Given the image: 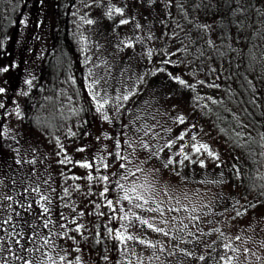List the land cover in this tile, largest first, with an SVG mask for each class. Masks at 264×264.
Listing matches in <instances>:
<instances>
[{
    "label": "rangeland",
    "instance_id": "rangeland-1",
    "mask_svg": "<svg viewBox=\"0 0 264 264\" xmlns=\"http://www.w3.org/2000/svg\"><path fill=\"white\" fill-rule=\"evenodd\" d=\"M60 1H62L64 8H68V12H70V14H66L67 24L75 20L78 26L75 25V28L73 26L67 32L73 43L71 47L72 59H70L71 61L68 60L65 62L67 65L66 75L62 69L58 71L56 79L60 81L59 84L55 82L53 68L50 73L46 70L41 73L43 64L45 67V62H48L50 52L55 47L52 45L54 38H52V26L49 25L48 17L37 13L39 15L35 18L36 12H30L29 9H26L20 19L24 20L25 23H20L16 41L8 45V48L3 47L0 50V68L6 67L9 69L7 72L0 71V87L5 89V92L0 94V102L6 105L4 109H0V131H3L5 134L7 133L3 141L2 138L4 135L0 136V264H51L48 260L49 256H53L58 261V257H56L55 252L50 246L44 245L43 240L45 238L49 239L51 243H54L57 248L64 250L62 254H65L69 261L71 260L70 241L72 239L55 237V233L62 231L71 237L79 235V233L74 231L75 224L71 223L72 220H75L81 225H87L88 234L85 236L87 239L91 237L92 225L90 226V223L94 224V220L100 217L99 213L103 212V205L105 203L104 197H100L98 193L104 186L110 188L111 184L102 185L95 180L90 182L86 177L89 172L94 177L101 174L111 175L113 171L117 173V165L113 167L109 165L108 169H104L101 162V157H103V163L109 164L108 152L111 151L113 141H115L112 138L121 140L122 148L126 154L125 156L132 153L131 159L133 163L128 165L132 170L135 169V166L141 160L146 159L148 156V151L140 147L141 141L151 145L153 150L159 151L160 147L162 148L168 141L175 140L176 142L172 148L169 150L164 149V156H169L176 149L179 151L181 144L185 146V151L191 150L192 152L191 144L194 143L191 140L192 136L197 137L195 143L207 144L209 149L217 155H220L218 152L219 146L221 148L224 142H227L226 137L215 135L212 124L209 123L206 118L207 116L200 107L205 104L210 96L206 92V87L199 83L201 80H206L213 81L219 86L227 84L224 78L226 70L222 69L218 71L215 69L216 71L213 72L209 68L210 73H207L204 69L192 70L191 68H187L185 64L178 66L181 60L177 63L173 61L175 63V66H173L174 71L169 73L187 79L191 84L195 85V88H204L203 95L199 96L198 94H194L190 96L192 99H187L184 93L183 96L175 93L173 98H170L171 93L168 91L169 94L166 99H162L158 103H153L151 107H148L144 103L143 98H141L143 90L146 87L142 85L144 82H136V85L131 87L129 78H127L133 77L132 75L135 76V73L138 72L136 68L133 69V72L129 69V64L127 63V69L117 74L115 67L110 65L114 64L116 66L122 60L127 61V57L129 63L131 61L134 63L139 61L140 58L142 59V57L144 59L149 52H153L154 41L148 38V36L152 38L149 29L155 28V32L160 34L162 26L166 30V35L169 34L168 27H165L167 20L165 22L164 20L172 13L178 0H173L170 6L168 5V0L167 2L166 0H155V3L161 5L162 8L153 9V12L150 14L152 20H147L146 22V17L144 20L143 16H138L132 20L130 26L124 25L123 29L125 30L122 31L124 39L132 37V34L134 35L135 44H132V47H126V41L121 42L119 39L112 41V34L106 30H101L97 34L93 32L92 35L90 33L86 35L82 31L83 28L86 30L88 24L76 17L81 16L84 18L83 16L87 13L88 16L94 18L95 12L93 13L94 7L92 5L99 0ZM145 1L143 0V3ZM51 2L53 0H49L48 5ZM135 2L137 3V9L139 11L143 10L141 5L139 6L141 0H131L127 4L132 6ZM163 8L164 15L160 14ZM153 20L154 22H152ZM171 20L173 23V19ZM157 22L161 23L159 27L156 24ZM209 22L207 19L206 25H209ZM136 23L141 24L142 27L136 29ZM67 28H69V25ZM74 30H76L78 38L75 36ZM230 30L235 34L242 31H237L234 27ZM182 33L184 32L182 31ZM185 33L191 39L194 38L193 35L203 39V43L206 45L204 47H211L208 48L210 51H216L219 48V35L214 33L212 28L205 30V34L203 35L200 34V30L195 28V26L191 32L187 29ZM260 37L263 38L264 35L260 34ZM90 38L96 39L97 41L89 43ZM209 40L212 41L211 45L208 43ZM262 40V44L256 48H254L256 46L254 45L252 50L255 53L261 54V60L264 61V39ZM152 52L151 56L154 57V53ZM97 57L107 62V68H104L100 72V76H104L108 80L114 79V86L102 83L96 89L100 90L102 87H105L106 94H109L107 97L111 99L109 100L110 105H106L104 113L111 115L109 117L111 122L103 119L104 113H97L92 109L95 105L88 93L87 85L93 79L96 80L94 74H98V69L93 68V65L98 60ZM145 62H148V60H145ZM152 64L153 62L150 63V66ZM84 66H86V72L83 74L82 68ZM98 67H103L101 62H98ZM91 71L93 72L92 76L89 75ZM27 79L32 80L31 87L24 83ZM114 87L118 90L117 98L120 97V99L116 98L115 102L112 93ZM179 88L181 87H173V91H177ZM137 89H140L138 95L131 96L129 101H123V94H128L129 90L135 92ZM21 92H27L28 95H19ZM217 92L220 93V91ZM55 99H58L57 110L59 111L56 115L52 113L54 116H51L49 112L53 109V101ZM147 99H150V96H147ZM117 105H122L119 115L115 112ZM17 106L20 109L19 117L15 114ZM137 106L142 109L140 112L136 109ZM78 108L82 110L78 112ZM84 109L85 112L83 114ZM6 113H11V115H6ZM179 116L184 117L185 122L183 124H180L176 120ZM260 123L261 125L264 124V113ZM122 124L127 127L122 128ZM69 130L76 133V135H69ZM145 132H148V135H145ZM181 133H186L185 139L183 141L176 140V137ZM106 136L108 139L105 138ZM98 137L99 139H97ZM57 138H59L60 144L64 148V152L60 156L56 155L60 151L56 143ZM125 139L134 142V152L132 148H128L127 145L123 144ZM261 143L262 149L260 151L264 153V140H261ZM78 148H84L85 150L79 152L77 151ZM160 154H163V152H159ZM64 155H67L74 162H83L85 160L94 162L95 167L93 169H84L75 163H58L60 159H63ZM257 157L258 174H256L258 180L255 181L257 184L255 185L256 187H253V191L258 190L261 192L260 185L264 184V181L260 179L264 176V155L259 154ZM18 159L23 162L17 164L16 161ZM198 159L205 160V165H207L204 167L205 169H209L208 166L214 161L206 153H202ZM32 160H35V163L28 162ZM142 166L145 168L157 167L161 169L157 173L158 182L156 187L158 190L165 184L177 194L183 191H188L191 194L198 190L200 195L193 196L191 203L189 201L183 202L188 207H197L198 212L207 210L202 208L201 205L209 204V202L215 200L218 194H226L231 190L228 185L223 183L219 184L208 181L204 183L193 181L185 182L180 177L174 176L169 170L164 169L157 162L156 158H153L149 163ZM97 168L100 169L99 172L96 171ZM120 172L122 174L123 170L121 169ZM73 175L79 176L81 179L72 180L69 178L65 180V177H71ZM183 175L181 173V176ZM45 180L48 181L47 184L43 183ZM122 182L127 187H131L133 182L137 184L143 183L144 176L137 173L135 177L130 176L127 181ZM75 185H80L79 191L74 190ZM37 186L41 189L40 193L31 190ZM64 187H70V196H64ZM52 189H55V191H52ZM89 191L92 194L86 195ZM41 194L50 197L51 203L41 201L39 199ZM6 197H11V199H6ZM160 198L161 196L158 195L157 199ZM164 199L166 200L167 198L165 197ZM65 203H68L69 207H64ZM42 204L50 209L48 213L43 212ZM96 204H100L101 207L97 208ZM72 206H75V211H72ZM167 206L165 204V207ZM172 206H176L174 201L172 202ZM130 207L131 205L127 203L126 209ZM138 211L132 208V212ZM61 213L68 218L67 221L61 219ZM80 213H83V215ZM127 214L131 216V212ZM140 215L143 218H150L154 214L140 213ZM168 215L169 217L175 216L177 222L181 220L184 223L189 222L185 219L188 213L183 211L168 213ZM228 215L232 216L230 213ZM204 219L206 220L207 217ZM49 220L51 223H49L47 228L44 227L45 222ZM223 220L224 217L220 219V221ZM258 221L259 224H257ZM86 222L87 224H85ZM203 223L202 221L199 227ZM60 224H65L63 230L59 229L58 226ZM250 225L256 226L258 235L255 239H264V232L260 231L261 228H264V205L252 208L241 218L237 217L235 220H230L228 225L217 223L216 227H221L225 233L223 240L218 243L220 256L223 253V243L232 242L234 246L241 244L240 241L231 239L235 235L243 234L245 239L252 235L251 231H247ZM179 226L177 223L176 227ZM213 227L215 226L211 228ZM70 229L72 230L70 231ZM50 232L53 235H50ZM148 232L149 234L141 238L147 241H153L158 246L164 243L169 250L172 249L173 241L165 240L164 237L151 231ZM173 232H175V229H173ZM186 232L187 230H185V233H177V235L183 238V242H178L180 248L183 247V243L187 238ZM214 238L210 237L209 239L211 240H207V242L210 243ZM84 240L86 241V239ZM16 241H19V243ZM247 247L251 248L257 255L264 256V249H259L252 242H249ZM148 250H151L152 253L154 251L150 248ZM207 250L205 249V253L203 254H206ZM76 251L75 256L81 258L80 264H96V257L91 258L84 252L83 254L81 252L79 254V251ZM141 251L142 248L136 252V256H139L143 260L148 254V251L144 249L142 256L139 255ZM177 254H179L178 250ZM228 254L231 255V253ZM179 259L181 258L179 257ZM169 260L171 262V257ZM189 261L188 259L186 263L181 259L180 262L181 264H196L195 262L191 263ZM144 262L148 261L144 259ZM245 264H264V261H256L255 257H249Z\"/></svg>",
    "mask_w": 264,
    "mask_h": 264
},
{
    "label": "trees",
    "instance_id": "trees-1",
    "mask_svg": "<svg viewBox=\"0 0 264 264\" xmlns=\"http://www.w3.org/2000/svg\"><path fill=\"white\" fill-rule=\"evenodd\" d=\"M48 1L49 0H0V50L3 47L8 48V45L16 41L20 19L26 9H29L30 12H36L35 18L39 15L37 13H41L40 15L48 17L49 25L52 26V38H54L52 45L55 47L50 52L51 54L48 58V62H45V67L43 64L41 73H43L44 70L50 73L53 68L55 82L59 84L60 81L56 79L58 71L62 69L65 71L66 75L67 65L65 62L72 59L71 47L73 43L67 32L68 29H72L73 26L75 28L77 21L72 20L67 24L66 14H70L68 8H64L60 0H53L50 5H48ZM129 1L131 0H99L92 5L94 7L93 13L95 12L94 18L88 16L87 13L83 16L84 18L81 16L76 17L74 14L73 16L80 19L82 22L87 19L94 21L93 24L87 25L86 30L84 28L82 29L86 35L88 33L92 35L93 32L97 34L101 32V30H106L108 33L112 34V41L119 39L121 42L126 41L127 43L135 44L133 34L132 37L124 39V35L122 34V31L125 30L123 29L124 25L117 27L118 21L121 18L118 14L114 13L112 18L105 15L108 11V7L113 6L124 9L125 15L123 18H137L138 16H143L144 20L146 17L147 22V20H152L150 14L153 12V9H159L162 8V6L146 0L143 6H141L143 10L139 11L137 9V3L135 2L132 6H129L127 4ZM240 2L246 6L245 10H238L233 14V9L237 8V0H178L172 13L169 16L167 15L168 17L164 20V22L167 20L165 27H168L169 34L166 35V30L163 29L162 26L160 34L155 32V28L149 29L152 38L150 36H148V38L154 41L152 48L153 52L151 51L154 53V57L146 54L144 59L142 57V60L139 55L140 60L134 63H132V61L129 63L127 57V61L122 60L121 63L116 66L110 64L115 67L117 74L127 69L128 64L129 69L133 72V69L136 68L138 72L135 73V76L132 75L133 77H127L129 78L131 87L136 85V82H139L138 77H146L142 84L146 87L143 90L141 98H143L144 103H146L148 107H151L153 103H158L162 99H166L169 93H171L170 98H173L175 93L181 96L185 94L187 99H192L190 96L194 94H198L199 96L203 95L204 88H185L170 79L168 75L169 72L174 71L173 66L180 60L181 62L178 66L185 64L187 68H191L192 70L204 69L207 73H210L209 68L217 69L218 71L222 69L226 70L224 78L227 84H223L219 87H209L208 85L215 83L213 81L202 80L204 81L203 85L207 89L206 92L210 97L206 100L205 104L200 107L207 116L205 117L208 119L209 123L212 124L215 135L226 137L227 144L224 142L221 148L219 146V160L212 161V164L208 166L209 169H205L204 167L201 168L198 163V157L193 155L191 150H186L185 152L191 157L193 156L192 159L197 160V163L193 164L186 162L187 167L180 168V171L182 170L181 173L184 174L182 177H185L186 181L201 183L208 181L228 185L231 190L226 194L220 193L215 197V200L212 201V210L220 213L223 212L225 208H228L232 216L235 215L234 211L231 210L232 205L235 204L237 200L240 201V205L244 206L240 207V205H237V208H239L241 212H244L245 207L250 211L252 208L264 205V196L260 194L261 192L258 190L253 191V187H256L255 185L257 184L255 181L258 180L257 155L261 154V136H264V124L261 125L260 123L264 113V61L261 60V54L255 53V51L252 50L254 45H256L254 48L259 47L263 42L262 39H264V37H260V34L264 35V0H240ZM140 5L141 3L139 2V6ZM197 5H199V7H197ZM160 14L164 15V8ZM171 19H173V23ZM207 19L210 21L208 25L209 30L212 28L213 32L219 35V48L216 51H210L208 48L211 47L209 46L205 48L204 46L206 45L203 43V39L194 35V38L191 39L187 36V33H185L187 29L191 32L195 26V28L200 30L201 35L205 34V29L197 27V25H206ZM152 22H154V20ZM156 24H158V27L161 25L159 22ZM68 25L69 28H67ZM130 25L131 23L126 26ZM177 25H179V27ZM232 27L236 28L237 31H242L235 34L230 30ZM74 31L75 36L78 38L76 30ZM182 31L184 33H182ZM81 34L84 35L83 33ZM89 40V43L97 41L91 38ZM174 45L176 46L172 49ZM167 53H175V55H167ZM97 58L98 60L95 62L96 65H93V68L98 69V74L95 72L96 74L94 75L96 76V80L100 81L99 85L104 83L105 85L109 84L114 86V79L108 80L106 78V80L104 76H100V72L104 68H107V62L99 59L100 57ZM165 59L172 61V63L164 64L163 61ZM145 60H148V62H145ZM150 61L153 62L151 66ZM173 61L175 63H173ZM98 62H101L103 67H98ZM159 68H164L165 71L158 72L157 69ZM85 72L86 66L82 68V73L84 74ZM91 73L93 72L91 71ZM151 73H155V75ZM105 80L107 83H105ZM184 80L191 84L187 79ZM249 81L251 83H249ZM178 85L181 88L177 91H173V87H179ZM100 90L105 91V87H102ZM217 91H220V93ZM112 93L115 102L118 93L116 87H114ZM108 95L109 94H106V98L111 100L107 97ZM147 96H150V99H147ZM57 101L58 99L53 101V109L49 112L51 116H54L52 113L56 115L59 111L57 110ZM213 101H216V103H213ZM75 109L77 110V108ZM92 109L95 110V107H92ZM136 109L139 110L138 112L142 110L138 106ZM81 110L82 109H79L78 112ZM84 112L85 109L83 114ZM107 115L109 117L111 116L110 114ZM237 133H241V135L237 136ZM6 136L7 133L4 134L2 141ZM169 149L170 148H166V150ZM116 151H118L116 148V141H113L111 148L113 155L109 156V165L111 167L117 165V161L114 159ZM177 151L176 149V151L169 156L176 158L174 154ZM162 152L163 154L159 155V159H156L161 165H163L169 157L164 156V151ZM202 153L205 152L202 151ZM122 154L126 155L124 150ZM217 164L220 166L217 167ZM234 165L236 166L235 169L233 168ZM116 169L117 173L115 179H119L121 169L118 166ZM237 169L239 170V175L236 174ZM121 183L123 182L121 181ZM251 191L253 192L251 193ZM121 194L122 193L111 184L107 198L115 201ZM126 205V201H121L116 207H123L126 209ZM250 205H255V207H250ZM206 211H208V209ZM102 213L104 214L94 220V224L90 223V226L92 225L91 237L87 239L85 236L88 234L87 225L82 224L83 227L79 235H75L74 239L70 241V254H72L70 255L71 264H75L76 249H79V254L80 252L81 254L84 252L88 257H96V264H104V262H108L107 264H140L137 260L136 252L141 248L142 251L144 249L148 251V254L142 260L143 264H161L159 261L149 260V257L152 256L151 250H148L149 248L134 241H128L127 245H123L114 239L115 231L125 232V229H127V233L141 238L149 234L148 231L150 230L146 228L141 230L138 223L134 227L128 228V222L118 218L125 213H113L112 210L107 208L106 203L103 205ZM222 217L223 216L220 215L208 216L206 220L220 221ZM85 224H87V222ZM121 225H124V227H121ZM216 225L217 223L208 224L204 222L200 227L207 232L212 229V226L216 227ZM109 229L113 230V234H109ZM192 231H195V229ZM186 237L183 247L181 248L192 251L195 257L205 253L203 243L197 245L194 242H188L191 238L188 237L187 234ZM210 237H215L213 240L217 241L213 246L215 251L208 249L206 254H203L205 255L204 261L177 254L171 257L170 262V257H167V253L157 254L161 255V260L164 261V264H181V259L186 263L189 259L191 263L195 262L196 264H218V261H220L218 243L223 240V237H220L219 234H213L211 236H204L202 239L207 242V240H211L209 239ZM84 239H86V241ZM85 244L86 246H84ZM142 251L139 254L141 256L143 255ZM104 256H107L108 259L105 260L103 258ZM179 257L181 259H179ZM144 259L148 262H144Z\"/></svg>",
    "mask_w": 264,
    "mask_h": 264
},
{
    "label": "snow or ice",
    "instance_id": "snow-or-ice-1",
    "mask_svg": "<svg viewBox=\"0 0 264 264\" xmlns=\"http://www.w3.org/2000/svg\"><path fill=\"white\" fill-rule=\"evenodd\" d=\"M151 3H155V0H149ZM173 3V0H168V5L170 6ZM87 6V5H86ZM141 6H143V0H141ZM199 7V5H197ZM245 5H243L240 0H237V8L233 9V14H235V11H243L245 10ZM118 14L121 18L118 21L117 27L127 25L132 22L135 17L132 18H123L125 13L124 9L120 7H113L109 6L108 11L105 13L109 18H112L113 14ZM87 24H93L94 21L91 19H87L84 21ZM21 24H24V20H20ZM179 27V25H177ZM142 27L141 24L136 23L135 28L140 29ZM197 27L203 28L205 30L208 29V25H197ZM139 39V38H138ZM208 43L211 45L212 41H208ZM126 47H132L131 43H126ZM214 46V45H213ZM179 51V49H178ZM149 56H151V52L148 53ZM167 55H175V53H167ZM87 62V61H86ZM164 64H170L172 61L165 59L163 61ZM8 68H0V71L7 72ZM158 72H164V68L157 69ZM210 71H216L215 69H210ZM152 75H155V73H151ZM89 75L91 76L92 73L90 72ZM170 79L174 81L175 83L185 87V88H191L195 89L194 84H189L184 79H182L180 76H175L172 73L168 74ZM146 77H138V80L140 83H143ZM26 85L29 87L32 86V80L27 79L24 81ZM107 83V81H105ZM200 84H204V81H199ZM249 83H251L249 81ZM100 84L99 80L93 79L90 84L87 85L88 93L91 97V100L93 101L95 105V111L97 113H104V109L106 105L109 104V100L106 97V91L104 90H96L97 86ZM209 87H219V85L216 84H210ZM103 91V94H102ZM140 89H137L135 92H132L129 90L128 94H123L122 99L123 101H129L131 96L138 95ZM5 89L0 87V94L4 93ZM19 95L27 96V92H21ZM117 99H120L118 97ZM199 99V97H197ZM213 103H216V101H213ZM6 105L2 102H0V109H4ZM122 105H117L115 107V112L117 115L120 114ZM15 114L17 117L20 116V109L19 106L15 109ZM6 115H11V113H6ZM103 119L105 121L111 122L109 116L104 113ZM176 120L183 124L184 117L179 116L176 118ZM121 127H127L126 125H121ZM5 133L3 131H0V136L4 135ZM69 135L75 136L76 133L69 130ZM145 135H148V132H145ZM186 133H181L178 137H176V140L183 141L185 139ZM241 133H237V136H240ZM108 139V137H105ZM99 139V137L97 138ZM115 139L116 141V148L118 151L115 153L114 159L117 161V166L123 170L122 174L120 175L119 179H115L116 173L113 171L111 175L107 174H101L99 176H93L91 172L88 173L86 179L88 181L95 180L97 183H101L102 185H109L113 184L119 191L122 193L118 198L114 201L112 199H108L107 195L110 192V188L107 186L102 187V190L98 193L100 197H104L105 203L108 209L112 210L113 213L117 212H124L125 214L122 216H119L118 218L123 221H127V227L131 228L134 227L137 223L141 227V230L147 229L150 230L152 233L158 234L159 236H162L165 238V240H171L173 241L172 249L169 250L167 246L164 243L159 244V246L156 243H153L152 241H146L143 238H140L138 236L132 235L130 233H127V229H125V232L121 231H115L114 233V239L119 241L120 244L127 245L128 241H134L146 248L153 249L152 256L149 257V260H155V261H161V264H164V261L161 260V255H158L157 253L164 254L167 253V257H174L177 255V250L180 255L184 257L194 258L198 259L199 261L205 260V255H199L198 257L194 256V253L192 251L186 250L185 248H180L178 242H183V238L180 235H177V233H185V230H187L186 234L188 237H190V241L188 242H194L195 244H204L205 249H212L215 251V248L213 247L216 244V240H212L210 243L204 241L202 238L204 236H211L213 234H219L220 237L225 236V233L222 231L221 227H213L210 231H205L203 228L199 227V224L203 221L208 224H214V223H223L224 225H228L230 220H235L237 217H241L245 215L248 211V208H244V212H241L239 208H237V205H240V201L237 200L235 204L232 205V211H234L235 215L229 216V209L225 208L223 212L217 213L212 210V202H209V204H203L201 205L202 208L208 209V211H201L198 212L197 207L192 206L188 207L183 202L189 201L191 203L193 196H199L200 193L197 190L195 193H189L188 191H183L179 194H177L173 189L169 188L168 185H163L161 189H157L156 184L158 182L157 173L161 171L160 168L152 167V168H145L142 165H145L149 163L153 158L159 159V152L164 151L165 148H172L173 144H175V140L168 141L162 148L159 149V151L153 150L152 146L149 145L146 142L141 141L140 147L144 150L148 151V156L146 159H143L140 161L139 164L135 166V169L132 170L128 167L129 164L133 163L131 156L132 153H129L128 156H125L122 154L123 148L121 145V140ZM261 139L264 140V136H261ZM191 140L194 141V143L191 144V149L193 155L199 157V155L203 152L207 154L208 157L212 158L213 160L218 161L219 156L211 151L207 144L205 143H195L197 140L196 136H192ZM57 146L60 149L56 153L57 156H60L61 153L64 152L63 146L60 144L59 138H57ZM124 145H127L128 148H132L133 152L135 151L134 148V142L125 139L123 141ZM185 146L183 144L180 145L179 151H177L174 155L177 158H174L173 156H169L167 160L163 163L162 167L164 169L169 170L174 176L180 177L182 180L186 182V178L181 176L180 168L187 167V163H197V160H193L192 157L185 152ZM84 148H78L77 151L83 152ZM109 156H112L113 153L111 151L108 152ZM261 155H264V153H261ZM23 161L18 159L16 161L17 164L22 163ZM29 163H35V160L28 161ZM101 162L103 164L104 169L109 168L108 163H103V157H101ZM60 164H73L75 163L81 168L84 169H93L95 167L94 162H88L87 160L81 162V161H72L71 158H69L67 155H64L63 159H60L58 161ZM199 166L201 168L205 167V160L204 159H198ZM220 165L217 164V167ZM235 165L233 168L235 169ZM96 171H100V169H96ZM137 173H140L144 176V182L137 184L135 182L132 183L131 187H127L124 183H121V181H127L130 176L135 177ZM236 174L239 175V170H236ZM72 180H79L81 177L79 176H71V177H65V180L67 179ZM262 181H264V176L260 178ZM44 184H47L48 181H43ZM261 187V195L264 196V184L260 185ZM32 191L36 193H40L41 189L39 186L31 189ZM75 191L80 190V185L74 186ZM52 191H55V189H52ZM63 194L64 196H70V187H64L63 188ZM92 193L89 191L86 193V195H91ZM160 195L161 198L157 199V196ZM167 198L166 200L164 198ZM6 199H11V197H6ZM39 199L41 201H45V203H51V198L45 195H40ZM121 201H126L128 205H131L130 208H123L119 207L117 208L116 205H119ZM175 202L176 206H172V202ZM165 204L168 206L165 207ZM43 208L44 213H48L50 209L48 207H45L43 204L41 205ZM64 207H69L68 203L64 204ZM97 208H100V204H96ZM240 207H244L243 205H240ZM250 207H255V205H250ZM132 208H135L139 210L138 212H132ZM72 211H75V206H72ZM183 211L185 213H188V215L185 217L189 222L184 223L183 220L177 222L175 216L169 217L168 213H175ZM131 212V216H129L127 213ZM140 213H150L154 214L150 218H143ZM83 215V213H80ZM104 213H99V215H103ZM61 219H64L67 221V217L64 216L63 213L60 214ZM223 216V221H213V220H205V217L208 216ZM49 223L51 221H46L44 224V227H48ZM72 224H75L74 231L79 233L81 231V228L83 227L81 224L77 223L75 220L71 221ZM179 224V227H176V224ZM259 224V221L257 222ZM59 229L63 230L65 228V224H60ZM121 227H124V225H121ZM195 229V231H192V229ZM173 229H175V232H173ZM72 229H70L71 231ZM109 234H113V230L109 229ZM247 231H251L252 235L248 236L247 239L244 238L243 234H238L232 237L231 239L234 241H240L241 244L234 246L232 242H225L222 245L223 253L220 256L219 264H245L246 261H248L249 257H255L256 261H264V256L257 255L256 252H254L251 248L247 247V244L249 242H252L255 244L259 249H264V239L256 240L255 237L258 235L256 231V226L250 225L249 229ZM261 232H264V228L260 229ZM50 235H53V233L50 232ZM55 237H65L67 239H74V237L67 236L65 232H57L55 233ZM227 239V237H226ZM19 243V241H16ZM44 245L50 246V248L55 252L56 257H58L59 264H71V261L67 259V256L65 254H62L64 250H61L55 246L54 243H51L49 239L45 238L43 240ZM127 250V248H126ZM79 251V249H77ZM228 253H231L229 255ZM105 260L108 259L107 256L103 257ZM80 257H75V264H80ZM48 260L51 262V264H58V261L53 256H49ZM137 260L140 262V264H143V261L139 256H137Z\"/></svg>",
    "mask_w": 264,
    "mask_h": 264
}]
</instances>
